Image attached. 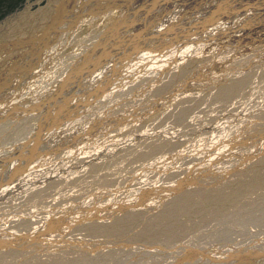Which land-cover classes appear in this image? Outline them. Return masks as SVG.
Returning <instances> with one entry per match:
<instances>
[{
	"label": "rangeland",
	"instance_id": "374dc122",
	"mask_svg": "<svg viewBox=\"0 0 264 264\" xmlns=\"http://www.w3.org/2000/svg\"><path fill=\"white\" fill-rule=\"evenodd\" d=\"M151 2L0 1V264H264V0Z\"/></svg>",
	"mask_w": 264,
	"mask_h": 264
},
{
	"label": "bare ground",
	"instance_id": "6f19581e",
	"mask_svg": "<svg viewBox=\"0 0 264 264\" xmlns=\"http://www.w3.org/2000/svg\"><path fill=\"white\" fill-rule=\"evenodd\" d=\"M149 1H152L151 2V5L153 6V4H154V6H156V8H158V6H157V3L160 1V3L162 2V1H164L165 2V0H149ZM235 1V3H234V5L236 4V6H235V10L234 11H240L241 9L239 8L242 4H243V1H245V0H234ZM246 1H251V0H246ZM161 4H163V3H161ZM244 5V4H243ZM151 6V7H152ZM162 6V5H161ZM173 8L174 7H176V6H172ZM180 7H182V5L180 6ZM243 9V8H242ZM233 13V12H232ZM239 14H241V12L239 13ZM227 16H229L228 15V13L225 15V16H222L223 17V26L224 27H222L223 28V30H225V29H227V27H236V24H238V21L239 20H233V19H231L230 17H227ZM240 20H243V19H241L240 18ZM247 20H250V19H248L247 18ZM206 20H204V22H205ZM203 22V24H205ZM241 23V22H240ZM243 23H248V22H246V19L245 20H243ZM175 24H176V22H175ZM186 25H188V23L186 22ZM185 25V26H186ZM186 31V30H185ZM185 31H184V33H183V36L184 35H186V33H185ZM178 35H180V34H178ZM180 36H182V35H180ZM147 37H148V39H151V41H152V43H159V41L157 40V38L156 37H154L151 33L150 34H147ZM155 38H156V40H155ZM185 39L187 40V35L185 36ZM26 41H24V43H25ZM30 43V41L28 42V44ZM151 43V42H150ZM34 44H35V38L34 39H32V42H31V45H32V47H34ZM13 45H15V44H13ZM42 45H43V43H42ZM22 46V45H21ZM26 46V44H24V46L23 47H25ZM22 47V48H23ZM153 47V48H152ZM160 47V46H159ZM21 48V49H22ZM147 48H149L150 50H152V52H156L157 50L154 48V46H152V45H150V46H148ZM7 50L8 49H5L4 50V52H7ZM47 51V50H46ZM160 51V50H159ZM94 52H96V50L94 51ZM40 54V53H39ZM150 54V53H149ZM14 55V53L11 55V50H9V53H8V56L9 57H11V56H13ZM26 56V55H25ZM25 56H24V58H25ZM153 53H151V55H150V57L151 58H153ZM37 57V56H36ZM35 57V58H36ZM39 58V57H38ZM37 58V59H38ZM168 58H171V60H172V58H173V56L171 57H169L168 56ZM18 59L19 58H17L16 60H14L13 61V63L14 64H16L17 62H18ZM31 59V58H30ZM24 60H27V58L26 59H23V57H22V59H21V61H24ZM111 61V60H110ZM108 61L107 63H106V67H104V69H102L100 72H97V74L94 76V77H92L91 78V80L90 81H96V80H101V78L107 73V71L110 69V71L107 73L108 74V76L107 77H105L104 78V81L103 82H99V83H97V85H95V86H89V84L88 85H85L84 87H83V90L84 91H86L88 94H90V93H92V92H94V90L96 89V88H101V86H104V84L106 83V85H108L109 83H112V82H115L116 80H122V79H124L123 78V76H121V77H118L119 76V74L117 73V71L119 70V66H116V64H117V61ZM27 62H29V60H27ZM42 62V61H41ZM119 63V62H118ZM13 67V65L11 64V59L10 60H8V64L7 65H4L2 68H1V70H0V78L2 77V78H4V80H2V79H0V139H4V138H7V139H9V138H11V137H13V135L15 134V132H17V130H22V127L25 125V123H26V121L25 122H23V121H21V119L20 118H18V116H17V112H16V107L14 106L15 104L13 103V102H16L17 100H18V98L17 97H22L23 98V96L24 95H22V96H14V95H12V93L11 92H9V91H11V89L13 88L14 89V87H15V85H13V80L14 81H16V83H17V85L19 86L18 88H17V90L16 91H23V92H27L28 91V89L29 88H31L30 87V85H32V83L31 84H29L30 82H34L33 80H35V79H33L32 78V76H31V74H36L37 72H38V69H32V70H30L31 68L29 67V68H27L26 69V71H23L22 72V75L21 74H19V73H16V71L14 70V71H12L11 70V68ZM32 68H34V66L32 67ZM11 70V71H10ZM58 70H60V69H58ZM112 70V71H111ZM11 72V73H8V72ZM7 73V74H6ZM117 73V74H116ZM42 76H40V74H38L37 76L39 77L38 79H37V82H34L33 84L35 85L36 83H38V82H40V81H42L44 78H45V74H41ZM36 77V76H35ZM43 77V78H42ZM86 87V88H85ZM93 87H95V88H93ZM20 88V89H19ZM9 92V93H8ZM15 92V91H14ZM6 93H8V95H6V96H4L3 97V95H5ZM29 94V93H28ZM10 97V98H9ZM15 97V98H14ZM1 98H3L4 100H3V102H1L2 100H1ZM63 98V97H62ZM50 110V109H49ZM61 114H59L58 116H57V120L56 119H54V120H56L55 121V124L56 123H59V122H62L63 121V119L65 118V116H67L68 117V115L67 114H64L63 113V111L61 110ZM72 111H70V113H71ZM25 115H29V111H26L25 112ZM71 116V115H70ZM69 119V118H68ZM30 121V120H29ZM184 188H186V187H183V189ZM194 248H198V251H199V254H202V255H204V257H207V258H209V259H211V260H215V261H218V258L217 257H215L214 255H216V256H218L217 254V250L216 249H214V248H212V249H208L206 246H203V245H199V247L198 246H194ZM200 256V255H199ZM178 257V255L175 257H172L170 260H167L166 262H163V263H165V264H197L196 262H191L190 261V258L191 257H188V256H186V255H184V256H182L180 259H185L186 257V261H183L182 262V260H180L179 258H177ZM202 257V256H201ZM219 257H221V256H219ZM177 258V259H176ZM217 263V262H216ZM215 262H214V264H216ZM264 263V262H263Z\"/></svg>",
	"mask_w": 264,
	"mask_h": 264
},
{
	"label": "trees",
	"instance_id": "16d2710c",
	"mask_svg": "<svg viewBox=\"0 0 264 264\" xmlns=\"http://www.w3.org/2000/svg\"><path fill=\"white\" fill-rule=\"evenodd\" d=\"M1 1V0H0Z\"/></svg>",
	"mask_w": 264,
	"mask_h": 264
}]
</instances>
